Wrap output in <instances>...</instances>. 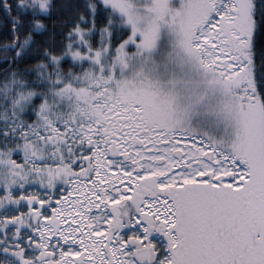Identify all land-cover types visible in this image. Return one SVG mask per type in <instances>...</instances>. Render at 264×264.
Segmentation results:
<instances>
[{"label":"snow or ice","instance_id":"snow-or-ice-1","mask_svg":"<svg viewBox=\"0 0 264 264\" xmlns=\"http://www.w3.org/2000/svg\"><path fill=\"white\" fill-rule=\"evenodd\" d=\"M0 264H264V0H0Z\"/></svg>","mask_w":264,"mask_h":264},{"label":"rangeland","instance_id":"rangeland-1","mask_svg":"<svg viewBox=\"0 0 264 264\" xmlns=\"http://www.w3.org/2000/svg\"><path fill=\"white\" fill-rule=\"evenodd\" d=\"M145 0H140L144 3ZM181 0H169V7L178 9ZM163 39L159 50L155 53V59L160 61V68L155 73V78L161 81L165 89L174 90L180 96L183 105H194V117L192 127L197 133L212 139L223 140L230 135V125L224 119L221 112L222 93L218 88L206 84V78L202 71L187 64L168 62V56L172 51L170 33L166 27L161 29Z\"/></svg>","mask_w":264,"mask_h":264}]
</instances>
